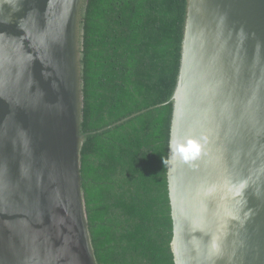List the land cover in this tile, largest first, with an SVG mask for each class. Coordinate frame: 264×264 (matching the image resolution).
Masks as SVG:
<instances>
[{
  "label": "water",
  "instance_id": "1",
  "mask_svg": "<svg viewBox=\"0 0 264 264\" xmlns=\"http://www.w3.org/2000/svg\"><path fill=\"white\" fill-rule=\"evenodd\" d=\"M83 2L0 0V264H98L81 176ZM172 102L175 264H264V0H188Z\"/></svg>",
  "mask_w": 264,
  "mask_h": 264
},
{
  "label": "trees",
  "instance_id": "2",
  "mask_svg": "<svg viewBox=\"0 0 264 264\" xmlns=\"http://www.w3.org/2000/svg\"><path fill=\"white\" fill-rule=\"evenodd\" d=\"M187 8L83 2L81 176L98 264H175L168 163Z\"/></svg>",
  "mask_w": 264,
  "mask_h": 264
}]
</instances>
